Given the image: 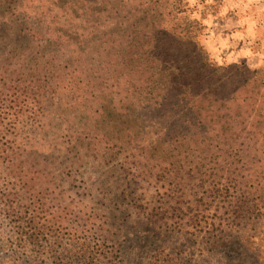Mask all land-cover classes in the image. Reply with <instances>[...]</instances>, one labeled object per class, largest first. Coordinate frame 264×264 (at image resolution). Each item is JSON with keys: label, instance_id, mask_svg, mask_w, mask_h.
<instances>
[{"label": "trees", "instance_id": "16d2710c", "mask_svg": "<svg viewBox=\"0 0 264 264\" xmlns=\"http://www.w3.org/2000/svg\"><path fill=\"white\" fill-rule=\"evenodd\" d=\"M195 11L188 0H0L4 212L18 217L15 200L33 198L42 182L55 180L34 159L51 110L64 125L59 138L80 150L83 141L97 149L108 140L97 132L109 108L122 126L146 123L157 142L166 137L199 169L211 166L215 181L240 193L246 213H260L264 69L214 64L198 40L205 26ZM28 221L16 232L19 242L34 236Z\"/></svg>", "mask_w": 264, "mask_h": 264}, {"label": "rangeland", "instance_id": "374dc122", "mask_svg": "<svg viewBox=\"0 0 264 264\" xmlns=\"http://www.w3.org/2000/svg\"><path fill=\"white\" fill-rule=\"evenodd\" d=\"M188 2L205 26L198 40L214 64L264 69V0ZM229 17L223 34L211 33ZM231 30L238 54L225 46L207 49V36L224 41ZM106 113L97 133L108 140L97 149L83 141L80 150L59 138V112L48 113L34 159L55 180L42 182L33 198L16 199L18 217L0 205V264H264L262 202L250 216L240 193L215 181L211 166L199 169L166 137L157 142L146 123L122 126L114 111ZM85 117L91 124V115ZM70 120L81 128L76 113ZM131 140L146 148H132ZM112 144L123 146L108 149ZM27 221L34 236L19 242L16 232Z\"/></svg>", "mask_w": 264, "mask_h": 264}, {"label": "crops", "instance_id": "0c3cea01", "mask_svg": "<svg viewBox=\"0 0 264 264\" xmlns=\"http://www.w3.org/2000/svg\"><path fill=\"white\" fill-rule=\"evenodd\" d=\"M231 22H233L231 17L225 18V19H221L219 22L216 21L214 23V25H213L214 28L211 31V33L212 34L215 33V35H217V33H218V35L223 34L222 33L223 29L227 28L226 27L227 25L230 26ZM219 23H220V26H217ZM221 27H223L222 30H220ZM232 32L233 31L231 30V34L230 35H229L230 32H228V35H227V37H226V39L224 41L222 40L223 39L221 37L222 35L221 36H217L215 38H213L214 36L212 34L210 36H207L206 38H208V39H206V41H205V46L207 47L208 50H210V49L213 50L214 48L217 50V45L219 47L220 46H225L227 48V50L230 51L231 55L238 54L237 50H235V49H237L238 45L236 46V42L234 40V37H237V36H236V33H232ZM229 38H230V41H229ZM220 51L221 50H218V52H220Z\"/></svg>", "mask_w": 264, "mask_h": 264}]
</instances>
